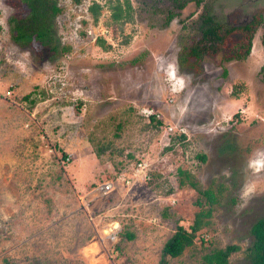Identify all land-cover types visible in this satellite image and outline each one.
I'll return each instance as SVG.
<instances>
[{
	"label": "rangeland",
	"instance_id": "374dc122",
	"mask_svg": "<svg viewBox=\"0 0 264 264\" xmlns=\"http://www.w3.org/2000/svg\"><path fill=\"white\" fill-rule=\"evenodd\" d=\"M16 1L0 0V264H157L177 224L188 227L201 208L180 168L218 199L196 233L205 242L195 238L168 264H201L231 243L241 249L228 264H250V227L264 214V0H57L55 52L13 40ZM93 1L103 6L96 23ZM127 1L130 17L115 21L112 6ZM207 5L228 26L261 15L246 57H237L247 41L234 30L219 53L188 61ZM139 160L151 179L124 184ZM107 180L114 189L105 194ZM114 221L134 237L112 243L104 231Z\"/></svg>",
	"mask_w": 264,
	"mask_h": 264
},
{
	"label": "trees",
	"instance_id": "16d2710c",
	"mask_svg": "<svg viewBox=\"0 0 264 264\" xmlns=\"http://www.w3.org/2000/svg\"><path fill=\"white\" fill-rule=\"evenodd\" d=\"M73 1L75 3L80 2V0ZM171 1L177 7H182L185 3V0ZM199 2L200 1L196 0L197 4H199ZM13 6L19 7L20 10L9 18V23L12 24L11 33L13 40L17 43L23 42L36 44L40 48H47L50 51L55 52L58 44L53 32L55 27L53 19L64 11V7L58 5L57 0H17L14 2ZM102 7L103 6L100 3L94 1L89 6L88 9L92 16L93 23L98 21ZM112 9L113 19L115 21H120L123 18V21H126L130 17V5L128 4V1L125 3V6L117 2L112 6ZM210 12L211 11L207 5L199 14L197 24L199 35L198 37L196 36L195 41L186 51L188 61L194 63L204 54L219 53L224 40L234 30L239 31L247 41L244 53L237 57H246L251 49V40L254 29L257 25H260L263 22L261 15H254L252 19L244 25L228 26ZM173 17L174 13L169 12L165 19V24H168ZM82 23L83 26L87 25L85 20H83ZM262 27L261 43L264 45V23L262 24ZM79 35L85 38L87 33L84 29H79ZM190 38H192V36H190ZM150 119L152 121L155 120L153 116H150ZM155 123L158 125L160 120H155ZM176 136L180 140L185 138V135L183 134ZM174 138L176 137L174 136ZM63 157H65V154H63ZM199 158L201 160L204 159L203 156H199ZM178 173L180 183L183 184L187 181L199 191L200 197L196 200V204L201 206V208L195 213L193 222L188 227L177 224L174 232L165 240L157 264H168L170 258L181 255L186 247L193 245L195 238L199 239L202 243L205 242L203 237H201L202 233H200L201 235L196 233L201 227L209 224L207 218L211 216L214 204L218 199L216 193L212 189H199L196 183L192 180L187 169L180 168L178 169ZM93 184L94 183L91 185ZM202 198L208 206L206 209L202 207L204 203ZM164 214H166V212ZM250 234L252 235V240L245 249V256L249 259L250 264H264V214H262L251 225ZM119 237L130 240L134 237V233L127 227H123L119 233ZM115 248L119 249V244H115ZM240 249V245L231 243L223 248L210 250L202 255L201 264H228L230 256Z\"/></svg>",
	"mask_w": 264,
	"mask_h": 264
},
{
	"label": "built area",
	"instance_id": "2783aa9c",
	"mask_svg": "<svg viewBox=\"0 0 264 264\" xmlns=\"http://www.w3.org/2000/svg\"><path fill=\"white\" fill-rule=\"evenodd\" d=\"M70 53H65L64 57L68 58L70 57L69 55ZM11 88H7L3 95L7 98H13L12 97V93H11ZM143 115H145L148 119L150 118V116H153L155 119H159V115L157 113H155L153 111V109L144 107V109H142V111L140 112ZM166 130L167 131H174L177 132L178 135H188L187 134V130L184 126H171V125H167L166 126ZM72 160V155L71 154H67L62 160V163H69ZM201 160L199 158L197 159H192V160H187V162H190V167H198L200 165ZM151 171L149 169V163L145 160H139L135 163V165L132 167L131 169V175H124V177L122 178V181L124 182V184H130V183H134L135 181H148L151 179ZM100 191H102L103 193H108L110 191H112L114 189V180H107L104 181V183H102L99 188ZM121 226L119 224L118 221H114L111 223L110 227L108 230H105V236L107 235V237L112 241V243L117 242V235H119V233L121 232ZM201 237H203V235H201ZM203 239L205 240L206 238L203 237Z\"/></svg>",
	"mask_w": 264,
	"mask_h": 264
},
{
	"label": "crops",
	"instance_id": "0c3cea01",
	"mask_svg": "<svg viewBox=\"0 0 264 264\" xmlns=\"http://www.w3.org/2000/svg\"><path fill=\"white\" fill-rule=\"evenodd\" d=\"M9 124V127L12 126L14 128V120L11 119L7 122Z\"/></svg>",
	"mask_w": 264,
	"mask_h": 264
},
{
	"label": "clouds",
	"instance_id": "9594fccd",
	"mask_svg": "<svg viewBox=\"0 0 264 264\" xmlns=\"http://www.w3.org/2000/svg\"><path fill=\"white\" fill-rule=\"evenodd\" d=\"M259 163V162H258Z\"/></svg>",
	"mask_w": 264,
	"mask_h": 264
}]
</instances>
